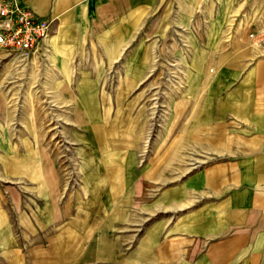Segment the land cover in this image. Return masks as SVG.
<instances>
[{
    "label": "crops",
    "instance_id": "0c3cea01",
    "mask_svg": "<svg viewBox=\"0 0 264 264\" xmlns=\"http://www.w3.org/2000/svg\"><path fill=\"white\" fill-rule=\"evenodd\" d=\"M21 2L37 17L51 20L52 30L49 48L26 61L38 77L43 62L42 84L28 81L32 97L16 107L4 80L0 83V143L6 148L12 120L24 125L32 119L35 129L41 86L51 95L57 71L68 70L77 56L86 57V71L101 74L102 83L107 81L103 73L112 70V96L99 95L96 102L109 103L111 97L114 104L120 103L122 89L143 83L132 57L137 39H154V21L161 24L162 44L176 34L177 52L192 57L178 63V70L191 74L176 83L178 97L170 113L176 143L161 145L166 154L144 160L135 143L128 160L113 165L124 183L125 176L142 169L128 181L136 192L141 185L146 195L160 188L159 207L147 213L160 219L146 226L143 245L118 234L121 214L116 208L112 213L98 209L96 223L82 227L72 222L56 226L60 211L47 209L48 226L57 221L51 250L37 258L34 252L29 264H264V54L248 36L264 15V0ZM122 60L128 67L121 66ZM94 82L93 87L104 86L99 78ZM164 116L169 118L168 111ZM30 221L35 228V211Z\"/></svg>",
    "mask_w": 264,
    "mask_h": 264
},
{
    "label": "rangeland",
    "instance_id": "374dc122",
    "mask_svg": "<svg viewBox=\"0 0 264 264\" xmlns=\"http://www.w3.org/2000/svg\"><path fill=\"white\" fill-rule=\"evenodd\" d=\"M151 27L154 39H137V54L132 57L136 64L131 66L143 83L136 89H122L120 103H112L111 97L109 103L96 102L99 95L112 96L114 73H103L109 82L93 87L98 78L103 85L101 74L87 72L86 57L77 56L68 70L57 71L58 84L51 95L41 86L35 129L32 119L26 118L24 125L12 120L11 133L5 137L7 148L0 143L4 149L0 150V264H29L34 252L37 258L49 251L57 221L48 226L47 209L60 211L56 226L72 222L82 227L96 223L98 209L116 208L121 214L118 234L129 236L137 246L144 243L146 226L160 219V215H147L150 208L159 207L160 188L146 195L144 185L136 192L128 182L142 169L125 176V183L124 175L120 179L119 172H113L115 161L128 160L130 145L136 143L141 159H157L166 154L161 145L177 140L176 120L170 114L178 97L176 83L191 74L178 70V63L191 62L192 57L177 52L176 34L162 44L159 20ZM15 59L0 49V83L4 80L9 101H17L15 106L20 107L22 99L32 97L29 82L39 79L42 84L45 76L42 61L38 77L30 64ZM124 62L121 66L128 67ZM48 96L55 102L49 104ZM167 111L169 118L162 119ZM34 211L39 220L35 228L30 221Z\"/></svg>",
    "mask_w": 264,
    "mask_h": 264
},
{
    "label": "built area",
    "instance_id": "2783aa9c",
    "mask_svg": "<svg viewBox=\"0 0 264 264\" xmlns=\"http://www.w3.org/2000/svg\"><path fill=\"white\" fill-rule=\"evenodd\" d=\"M248 36L264 54V15L253 22ZM52 21L37 17L21 0H0V49L15 60L28 61L49 48Z\"/></svg>",
    "mask_w": 264,
    "mask_h": 264
}]
</instances>
